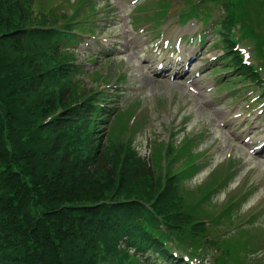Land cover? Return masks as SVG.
<instances>
[{"label":"trees","instance_id":"trees-1","mask_svg":"<svg viewBox=\"0 0 264 264\" xmlns=\"http://www.w3.org/2000/svg\"><path fill=\"white\" fill-rule=\"evenodd\" d=\"M54 1L0 0V264H183L170 253L183 242L221 249L219 261L239 258L240 243L209 239L218 228L196 210L202 202L186 207L191 161L177 165L170 147L162 169V144L142 156L127 124L114 135L128 112L81 81L71 46L91 30L82 21L96 1ZM209 1L225 8L223 36L264 16V0ZM225 220L232 209L215 222Z\"/></svg>","mask_w":264,"mask_h":264},{"label":"rangeland","instance_id":"rangeland-1","mask_svg":"<svg viewBox=\"0 0 264 264\" xmlns=\"http://www.w3.org/2000/svg\"><path fill=\"white\" fill-rule=\"evenodd\" d=\"M97 1L100 7L98 14L100 34L96 38L89 36L85 38L76 53L78 60L85 64L86 70H97L98 64L93 61L98 58L102 72H108L112 61L114 69L122 70L121 74L128 72L127 82L115 92L116 95L122 93L117 101L122 109L130 108L137 101L142 103L143 118L131 117L128 129L125 128V137H133L136 133L134 145L142 156L147 157H150L156 142H168L172 133L177 134L175 140L178 147L183 145V139L186 137L196 141V145L192 147L195 156L189 157L190 165L202 155L198 161L201 168L199 171L188 173L183 180L192 199L186 207L193 201L201 199L195 196L196 192L202 189L199 185L209 180L212 171L226 167L231 161L237 163L235 177L231 179L226 189L221 187L219 194H215L214 201L222 207L229 196L241 192L246 185H250L252 193L246 205L235 210L234 217L238 215L240 218L235 222L243 220L246 223L250 215L260 213L250 224L244 223V233L231 231L226 237L230 239L251 233V236H258L263 233L264 245V157L255 159L250 152L254 145L248 146L244 142L247 137L251 139L250 142L264 137V114L258 113L264 104L259 101L254 105V100L251 101L252 94L257 97L260 92L243 89L237 84V88H241L239 93H245L239 97L231 93V89L220 86V75L216 71V68H219L220 54L219 48L215 47L217 38L213 32L208 31L203 47L198 45L191 47L189 37L199 34L202 27L196 21H190L186 25L178 23V15L185 8L183 0H172L168 21L161 27L163 35L148 29L151 23L131 22V19L137 16L135 12L137 6L153 0ZM136 1L139 2L134 4ZM60 2H63L62 6L68 7L65 0H55L53 5L56 6ZM68 11L70 13L72 9L68 8ZM149 15L150 13H147L146 16ZM184 35H187L185 43L187 49L194 50L192 58L197 56L191 69L189 68L187 77L174 81L168 77L157 78L156 65L161 61V57L151 55L147 49L155 48V42L162 43L165 40L174 42ZM214 58L217 59L213 61ZM155 59L156 62L152 63L151 60ZM179 68V72L184 71V67ZM82 78L88 87L96 86L88 76ZM115 78L117 79V76ZM110 83L112 84L110 87L100 85L107 90H117L114 80H110ZM139 121L141 126L137 129L135 125ZM115 123L116 119L112 125L115 129L114 135H117L118 131L123 129V125L118 127V123L116 126ZM181 127H185V130L183 131V128L180 130ZM186 154V151H179L177 158L185 157ZM229 154L231 156H228ZM161 166L162 169L166 167L163 163ZM210 201L213 203L212 197ZM202 203L200 206L202 209L199 207L196 210L206 209L203 211L211 215L213 208L210 203L206 200ZM229 223L230 221H224V225ZM252 240L257 243V239ZM261 242L258 246H261ZM204 257L209 258L208 255ZM252 260L256 264H264V249L251 256L250 261Z\"/></svg>","mask_w":264,"mask_h":264}]
</instances>
